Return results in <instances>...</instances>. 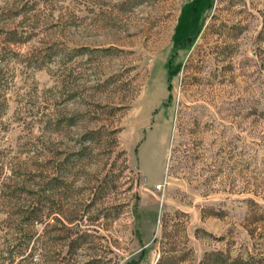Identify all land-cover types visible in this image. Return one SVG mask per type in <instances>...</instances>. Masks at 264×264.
Here are the masks:
<instances>
[{
	"label": "rangeland",
	"instance_id": "374dc122",
	"mask_svg": "<svg viewBox=\"0 0 264 264\" xmlns=\"http://www.w3.org/2000/svg\"><path fill=\"white\" fill-rule=\"evenodd\" d=\"M0 264H264V0H0Z\"/></svg>",
	"mask_w": 264,
	"mask_h": 264
},
{
	"label": "trees",
	"instance_id": "16d2710c",
	"mask_svg": "<svg viewBox=\"0 0 264 264\" xmlns=\"http://www.w3.org/2000/svg\"><path fill=\"white\" fill-rule=\"evenodd\" d=\"M182 39V38H181ZM34 212H32V210H30V211H24L23 212V216H24V224H23V229L25 228V229H28V227H30V222H31V219L34 217ZM26 233V232H25ZM22 234V237H23V239L24 238H26L27 236H25L26 234ZM28 234V233H27ZM83 238H81V237H78L76 240H82ZM24 240H26V239H24Z\"/></svg>",
	"mask_w": 264,
	"mask_h": 264
}]
</instances>
